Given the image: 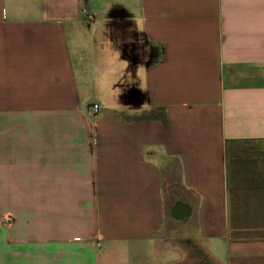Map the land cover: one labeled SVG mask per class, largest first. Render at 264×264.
Returning a JSON list of instances; mask_svg holds the SVG:
<instances>
[{
  "label": "crops",
  "instance_id": "1",
  "mask_svg": "<svg viewBox=\"0 0 264 264\" xmlns=\"http://www.w3.org/2000/svg\"><path fill=\"white\" fill-rule=\"evenodd\" d=\"M0 264H264V0H0Z\"/></svg>",
  "mask_w": 264,
  "mask_h": 264
},
{
  "label": "rangeland",
  "instance_id": "2",
  "mask_svg": "<svg viewBox=\"0 0 264 264\" xmlns=\"http://www.w3.org/2000/svg\"><path fill=\"white\" fill-rule=\"evenodd\" d=\"M90 26V25H89ZM94 28V27H91ZM88 29L87 31H89ZM85 51H84V58L88 61H90L92 64H94V45L91 44L90 39L87 40V43L84 45Z\"/></svg>",
  "mask_w": 264,
  "mask_h": 264
},
{
  "label": "built area",
  "instance_id": "3",
  "mask_svg": "<svg viewBox=\"0 0 264 264\" xmlns=\"http://www.w3.org/2000/svg\"><path fill=\"white\" fill-rule=\"evenodd\" d=\"M92 113L97 116L101 111V106L98 104H94L91 109Z\"/></svg>",
  "mask_w": 264,
  "mask_h": 264
}]
</instances>
